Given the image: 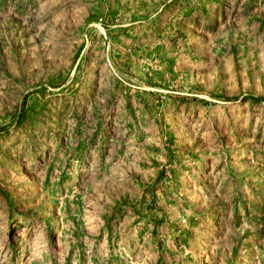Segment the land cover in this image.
<instances>
[{"label":"rangeland","instance_id":"obj_1","mask_svg":"<svg viewBox=\"0 0 264 264\" xmlns=\"http://www.w3.org/2000/svg\"><path fill=\"white\" fill-rule=\"evenodd\" d=\"M0 264H264V0H0Z\"/></svg>","mask_w":264,"mask_h":264}]
</instances>
